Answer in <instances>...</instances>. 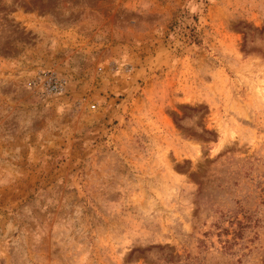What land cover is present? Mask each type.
Wrapping results in <instances>:
<instances>
[{
    "label": "rangeland",
    "instance_id": "obj_1",
    "mask_svg": "<svg viewBox=\"0 0 264 264\" xmlns=\"http://www.w3.org/2000/svg\"><path fill=\"white\" fill-rule=\"evenodd\" d=\"M0 264H264V0H0Z\"/></svg>",
    "mask_w": 264,
    "mask_h": 264
},
{
    "label": "built area",
    "instance_id": "obj_2",
    "mask_svg": "<svg viewBox=\"0 0 264 264\" xmlns=\"http://www.w3.org/2000/svg\"><path fill=\"white\" fill-rule=\"evenodd\" d=\"M30 87L41 96H58L66 90L67 80L55 71L43 70L32 78Z\"/></svg>",
    "mask_w": 264,
    "mask_h": 264
}]
</instances>
